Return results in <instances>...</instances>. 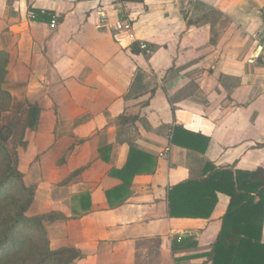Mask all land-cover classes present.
<instances>
[{"label":"crops","instance_id":"1","mask_svg":"<svg viewBox=\"0 0 264 264\" xmlns=\"http://www.w3.org/2000/svg\"><path fill=\"white\" fill-rule=\"evenodd\" d=\"M125 18L151 54L115 40ZM0 49L12 103L39 107L18 169L35 186L28 215H61L51 248L79 250L73 264H210L229 197L208 218L172 217L168 191L207 162L264 170V0H0ZM130 148L154 171L111 207Z\"/></svg>","mask_w":264,"mask_h":264},{"label":"trees","instance_id":"2","mask_svg":"<svg viewBox=\"0 0 264 264\" xmlns=\"http://www.w3.org/2000/svg\"><path fill=\"white\" fill-rule=\"evenodd\" d=\"M132 48L142 52L135 44ZM8 63V52L0 49V120L12 104L11 94L4 88ZM26 106L27 121L12 152L13 157L5 145L10 138V130L0 128V264H73L82 257L79 250L51 248L49 242L46 225L61 219V215L57 212L27 213L35 186L24 182L23 173L18 169L17 149L26 147L25 131L37 127L39 107L27 103ZM136 117L123 116L121 122L134 124ZM136 154L137 151L130 148L126 165L110 172L122 181L119 188L106 192L111 207L126 201L135 175L154 171L155 164L152 169L136 165ZM68 179L70 177L65 182ZM217 192L225 193L229 204L210 251V264H264V245L259 240L264 219V170L233 171L216 168L207 162L201 179L186 180L169 189L170 215L208 218L217 202ZM113 195L119 199L112 200Z\"/></svg>","mask_w":264,"mask_h":264},{"label":"rangeland","instance_id":"3","mask_svg":"<svg viewBox=\"0 0 264 264\" xmlns=\"http://www.w3.org/2000/svg\"><path fill=\"white\" fill-rule=\"evenodd\" d=\"M10 86L4 84V88L8 90ZM11 94V93H10ZM13 101V98H12ZM27 121V106L23 99H15L11 104L10 110L5 112L0 120V128L4 127L5 130H10V138L5 143L9 149L12 157L14 147L18 144V139L22 134L24 124ZM20 147H18L19 149ZM19 159V155H18Z\"/></svg>","mask_w":264,"mask_h":264},{"label":"built area","instance_id":"4","mask_svg":"<svg viewBox=\"0 0 264 264\" xmlns=\"http://www.w3.org/2000/svg\"><path fill=\"white\" fill-rule=\"evenodd\" d=\"M33 17H34V14H31V18H33ZM50 26L52 28H54L56 26V20L54 18L51 19ZM112 30H113V37L118 42H120V39L117 36L123 34V35H125V37L129 41L136 43L138 45L139 49L142 52H144L146 55L151 54V49L148 47L146 42H144L143 40H136L135 39V33L133 30V24H132L131 20L125 18V19H119V20L115 21V23L112 26ZM168 151H169V147L166 146L163 149V151L158 154V157L165 158L168 154Z\"/></svg>","mask_w":264,"mask_h":264}]
</instances>
